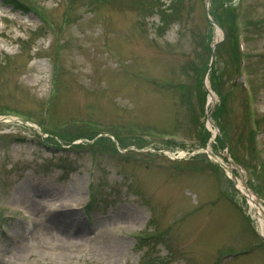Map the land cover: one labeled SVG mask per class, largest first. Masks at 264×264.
Returning <instances> with one entry per match:
<instances>
[{"label":"rangeland","instance_id":"374dc122","mask_svg":"<svg viewBox=\"0 0 264 264\" xmlns=\"http://www.w3.org/2000/svg\"><path fill=\"white\" fill-rule=\"evenodd\" d=\"M17 1L0 0V249L25 229L4 203L25 207L34 229L9 264H264L262 237L242 216L257 229L254 209L198 153L223 158L228 146L264 207V0ZM238 1L247 98L224 43ZM215 40L208 69L204 45ZM90 190L103 198L97 209ZM72 213L80 231L56 240Z\"/></svg>","mask_w":264,"mask_h":264},{"label":"bare ground","instance_id":"6f19581e","mask_svg":"<svg viewBox=\"0 0 264 264\" xmlns=\"http://www.w3.org/2000/svg\"><path fill=\"white\" fill-rule=\"evenodd\" d=\"M183 155H184V153H180V156L178 154V157H181ZM213 159L220 161L219 158L214 157ZM237 185L239 187H241V183L239 181L237 182ZM249 194H250L248 196V198L250 199L249 202H250L251 206L254 207V209H255L254 216L256 217V220H257L258 229H259L260 233H262L264 235V207L262 205L260 206V205L255 204L256 197H254L253 194H251V193H249ZM72 216H73V213L70 214L68 217L65 216V218L63 219V222L57 227L58 231L55 234L56 240H60L61 237L72 236V234H71L72 228H73L74 232L80 231L79 229H81V228H80V226L78 228V221H76V219L74 220Z\"/></svg>","mask_w":264,"mask_h":264},{"label":"trees","instance_id":"16d2710c","mask_svg":"<svg viewBox=\"0 0 264 264\" xmlns=\"http://www.w3.org/2000/svg\"><path fill=\"white\" fill-rule=\"evenodd\" d=\"M6 1L8 3L12 4L14 8L21 6V4L17 0H6ZM234 17H235V13L233 16H230V19L227 21L228 26H226V27L224 26L223 30H224V35H225L224 36L225 37L224 43H228L227 46L232 49V54L234 57L233 61L236 62L238 52H237V47H236V33H235V29H234ZM225 24H226V22H225ZM219 46H220V44H219ZM219 46L218 45L216 46V48H215L216 52L219 51L218 50ZM204 49L209 52V47L207 46V44H206V46L204 45ZM234 85H235V83L233 82L232 86H234ZM227 96H228V92L225 93L224 98H227ZM223 110H224V108H223ZM221 123H223L225 126L229 125L227 116H225V118L223 120H221ZM78 134L76 136H80ZM80 134H83V133H80ZM219 138L222 140L225 139L224 131Z\"/></svg>","mask_w":264,"mask_h":264},{"label":"water","instance_id":"95a60500","mask_svg":"<svg viewBox=\"0 0 264 264\" xmlns=\"http://www.w3.org/2000/svg\"><path fill=\"white\" fill-rule=\"evenodd\" d=\"M206 2H207V0H206ZM208 119H209V117H208Z\"/></svg>","mask_w":264,"mask_h":264}]
</instances>
